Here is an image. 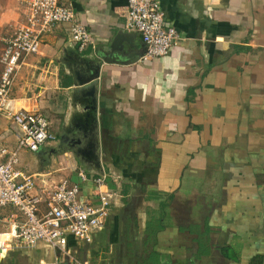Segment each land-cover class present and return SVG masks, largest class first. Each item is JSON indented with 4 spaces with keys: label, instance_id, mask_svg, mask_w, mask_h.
I'll list each match as a JSON object with an SVG mask.
<instances>
[{
    "label": "crops",
    "instance_id": "obj_1",
    "mask_svg": "<svg viewBox=\"0 0 264 264\" xmlns=\"http://www.w3.org/2000/svg\"><path fill=\"white\" fill-rule=\"evenodd\" d=\"M9 1L10 34L25 10ZM61 1L92 41L80 49L56 24L21 63L10 107L47 116L56 138L21 149L17 169L86 196L79 171L105 173L116 196L93 239L68 233L65 251L20 245L24 215L0 207V264H264V0H158L181 38L147 61L128 0ZM20 135L0 114V143Z\"/></svg>",
    "mask_w": 264,
    "mask_h": 264
},
{
    "label": "built area",
    "instance_id": "obj_2",
    "mask_svg": "<svg viewBox=\"0 0 264 264\" xmlns=\"http://www.w3.org/2000/svg\"><path fill=\"white\" fill-rule=\"evenodd\" d=\"M25 21L4 37L0 52V114L8 113L21 131L18 146L11 150L0 143V207L15 205L24 215L17 238L23 247L40 241L65 251L67 234L91 241L101 228L116 193L107 186L109 177L87 176L79 171L82 181L93 180L95 190L84 195L81 184L63 178L51 188L39 190L35 180L18 169L21 149L38 150L56 138L47 116L26 108L12 110L10 91L24 58L39 52L43 35L54 25L67 26L70 37L80 49L92 41L87 26L80 21L73 8L61 0H20ZM128 29L141 33L146 44L143 60L163 56L180 41V33L165 23V15L158 0H128L126 12ZM46 202L41 213L39 206Z\"/></svg>",
    "mask_w": 264,
    "mask_h": 264
},
{
    "label": "rangeland",
    "instance_id": "obj_3",
    "mask_svg": "<svg viewBox=\"0 0 264 264\" xmlns=\"http://www.w3.org/2000/svg\"><path fill=\"white\" fill-rule=\"evenodd\" d=\"M9 2H10L9 0H0V43L1 44H3L4 42L3 40L4 37L9 35V23L6 22L7 23L6 24L5 22H1L3 17L8 15L9 13ZM19 2L21 3L20 0ZM21 6H23L22 3H21Z\"/></svg>",
    "mask_w": 264,
    "mask_h": 264
}]
</instances>
